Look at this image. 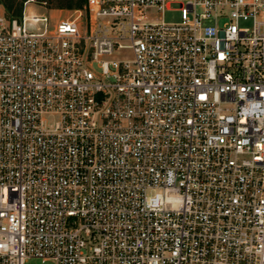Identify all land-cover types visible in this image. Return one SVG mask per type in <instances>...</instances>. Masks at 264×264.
Instances as JSON below:
<instances>
[{
  "label": "built area",
  "instance_id": "obj_1",
  "mask_svg": "<svg viewBox=\"0 0 264 264\" xmlns=\"http://www.w3.org/2000/svg\"><path fill=\"white\" fill-rule=\"evenodd\" d=\"M32 5L0 11V264H264V0Z\"/></svg>",
  "mask_w": 264,
  "mask_h": 264
},
{
  "label": "rangeland",
  "instance_id": "obj_2",
  "mask_svg": "<svg viewBox=\"0 0 264 264\" xmlns=\"http://www.w3.org/2000/svg\"><path fill=\"white\" fill-rule=\"evenodd\" d=\"M20 1V0H18ZM22 1V6L23 2ZM37 5H32L30 6L31 10L37 12V13H44L47 14L48 16H52L54 18H61L66 16L68 13H70L73 10L76 9H71V10H66V9H57V4L61 0H44V2H40L39 0H35ZM66 1V0H64ZM72 5H75L77 3V0H71L70 2ZM22 10V8H21ZM0 11L5 14L3 7L0 5ZM164 21L167 23H173L177 22L179 20V15L176 12H165L164 13ZM128 53L127 51H121L119 54L115 56L116 59H126L128 58ZM27 264H42L39 260H31ZM44 264H54L53 262H45Z\"/></svg>",
  "mask_w": 264,
  "mask_h": 264
},
{
  "label": "trees",
  "instance_id": "obj_3",
  "mask_svg": "<svg viewBox=\"0 0 264 264\" xmlns=\"http://www.w3.org/2000/svg\"><path fill=\"white\" fill-rule=\"evenodd\" d=\"M44 2V0H39ZM71 0H61L57 4V9H76L79 10L84 5V0H77L75 5H72ZM0 5L3 7L6 17L8 18H18L21 14L22 1L18 0H0Z\"/></svg>",
  "mask_w": 264,
  "mask_h": 264
}]
</instances>
